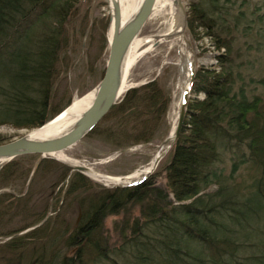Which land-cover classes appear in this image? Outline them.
<instances>
[{
    "label": "trees",
    "instance_id": "1",
    "mask_svg": "<svg viewBox=\"0 0 264 264\" xmlns=\"http://www.w3.org/2000/svg\"><path fill=\"white\" fill-rule=\"evenodd\" d=\"M84 1L0 0V124L32 130L71 104L57 85L89 26ZM189 1L191 36L210 37L223 52L216 68H195L181 130L155 171L104 187L50 157L6 161L0 237L9 238L0 243V264H264V86L251 84L264 78H255L248 51L258 15L252 0ZM169 102L157 79L129 88L85 137L113 149L147 142L166 124ZM46 175L54 200L48 219L47 206L30 210Z\"/></svg>",
    "mask_w": 264,
    "mask_h": 264
},
{
    "label": "rangeland",
    "instance_id": "2",
    "mask_svg": "<svg viewBox=\"0 0 264 264\" xmlns=\"http://www.w3.org/2000/svg\"><path fill=\"white\" fill-rule=\"evenodd\" d=\"M182 1L187 16V9L190 1ZM252 2L253 4L250 11H254L256 13L254 14L258 15V17L256 19L255 17L254 19H250V21L253 22L251 23L250 28L253 29L251 32H253L252 35L254 36L255 41L252 40L253 43L248 50L252 57L249 65L255 69L253 71H258V76L255 78L260 79L261 77L264 78V0H252ZM255 3H257L258 7ZM85 12H88L89 14V26L86 29L84 36L81 37L79 49L72 54V63L69 71L62 75L60 82L57 85L58 96L60 95V97L63 96L65 98L70 96L71 102L75 98L81 97L88 91L94 89V84L98 81L100 74L98 65L101 55L99 58L98 55L100 47L104 43L103 38L106 40V47L103 50L102 55L104 58H107L108 54L107 37L110 27V14L107 0H85L81 5V13ZM105 22L106 26H104ZM166 27V25L161 24V19L158 20L152 17L147 19L141 31L137 35L140 44L133 49V52L135 53H143H140L138 56L139 58L137 57L124 77L127 90L132 87L140 86L152 79L158 80L159 84L168 93L170 98L169 106L165 115L166 124L158 128L154 132L153 138L149 141L136 143L123 149H113L110 144L101 141L97 137H83L75 145L64 151L68 157L76 160L77 163L86 165L101 175L108 174L121 178L120 181H107L105 179H103V181L101 179L102 177L94 178L85 174L89 179L101 184L104 187L124 186L140 180L145 175L143 171L150 165L154 155L160 150V148H166V145L170 142L164 143V140L169 137L171 127H175L177 122L181 95L183 90L186 89L188 74L190 71L186 62L192 61L194 63V71L195 68L199 66L216 68L217 59L215 55L223 52L222 50L218 52V50L214 48V43L211 41L210 37L206 36L203 37V40H194L187 28V25L185 29L187 44L178 40L173 42H158L156 40L143 41L145 39H149V37L156 36L164 32ZM148 47L150 48L148 49ZM100 68L102 69L104 67L100 66ZM251 84L256 88H259L258 91L264 86V83L261 81L256 83L252 82ZM197 97L202 98L203 95L198 94ZM121 99L122 97L120 100ZM32 130L16 128L8 123L0 124V142L3 143L11 139L18 138ZM47 157L53 158L51 156ZM39 158L32 159L30 162V164L33 163V171H35ZM53 159L69 166L68 163L62 160ZM22 161L23 163L28 162L24 159H22ZM4 163L5 162H0V167ZM155 169L156 167L152 170L150 169L151 172H149V175L154 172ZM138 170L139 172H137ZM133 174L134 176H131ZM45 177L46 178H43L39 184L41 189L40 193L32 196L30 201L32 208H30V210L33 212L35 211L36 213V211L44 209V207L47 206V215L45 218L48 219L54 214L50 205L54 200H52L53 198H50L49 195L46 196V192L44 190L49 187L52 177L50 175H46ZM30 178L31 176L27 178L26 185L30 183ZM15 185H17V189L19 188L18 190L22 189L21 187L23 185L21 182H16ZM3 189L8 190L7 187ZM57 189H59V187H57ZM13 190V192H16L15 189ZM25 190L26 189H24V192ZM59 206H61L60 203L58 204V207ZM76 214L77 213L72 214L73 218L76 217ZM32 217L33 216H31V218ZM27 218L28 215L24 216L22 221H27ZM22 221L18 224L15 222L12 224V227H18L22 224ZM30 229L31 227L17 232L12 236L20 235ZM3 238L0 237V243H3L9 237Z\"/></svg>",
    "mask_w": 264,
    "mask_h": 264
},
{
    "label": "water",
    "instance_id": "3",
    "mask_svg": "<svg viewBox=\"0 0 264 264\" xmlns=\"http://www.w3.org/2000/svg\"><path fill=\"white\" fill-rule=\"evenodd\" d=\"M154 3L155 0H142L135 13L126 21L122 22L119 2L118 0H113V19L110 16V22L113 20V26L111 39L108 40V54L102 77L94 87V97L91 104L79 115L72 127L64 133L44 138H31L25 134L18 138L0 143V162H6L17 156L26 154H38L41 157L51 156L55 158L53 154L64 152L85 137V135L106 115L109 109L120 100L127 90V87L123 84V63L131 43L150 17ZM194 72V67H192L189 76V84L181 95L180 109L173 130V137H168L164 140V143L170 142L166 145V150L160 155L157 154L151 170L157 166L161 157L176 140L181 130ZM69 166L73 171H78L86 175H88L86 172L90 170V167L81 164H69ZM151 170H149V172H151ZM149 172L142 178L147 176Z\"/></svg>",
    "mask_w": 264,
    "mask_h": 264
},
{
    "label": "bare ground",
    "instance_id": "4",
    "mask_svg": "<svg viewBox=\"0 0 264 264\" xmlns=\"http://www.w3.org/2000/svg\"><path fill=\"white\" fill-rule=\"evenodd\" d=\"M118 2L120 5V9H121L122 22H124L135 13V11L138 9L139 5L141 4L142 0H118ZM107 3L109 6V14H110L111 18L113 19V17H112L113 0H107ZM150 17L156 18L158 20L161 19V24L166 25L167 27H166L164 32H162L156 36L149 37V39L143 40L144 42L145 41H155V40L158 42H163V41L173 42V41L178 40V41L183 42L184 44L185 43L187 44V42H186L187 36L185 37L186 10H185V7H184L182 0H155V3L153 5V9H152ZM112 26H113V20H111V22H110V27H109V31H108V40L111 39ZM138 44H140V41L138 40V37H136L133 40V42L131 43L129 50L127 52V55L125 57V60L123 63V84L124 85H125L124 77H125L128 69L133 65V63L135 62V60L137 59V57L141 53V52H137V53L133 52V49ZM150 47H148V49ZM186 63L189 66L190 71H191L192 67H194V63L192 61H187ZM190 71H189V74L187 73L188 74L187 86L189 84ZM129 86H131V85H129ZM125 87H126V85H125ZM93 97H94V89L88 91L87 93H85L81 97L75 98L71 102V104L66 109H64L60 114H58L55 118L48 121L43 126L35 128L32 131H29L26 135L31 137V138H44V137H51V136H56L58 134L64 133L65 131H67L69 128L72 127V125L77 120L79 115L91 104ZM173 130H174V126L171 127V130L169 133V138L173 137ZM164 150H166V148L162 147L154 155V158L151 161L150 165L143 171L144 174L148 173L149 170L153 167L154 160L156 159L155 157L157 156V154L160 155ZM53 156L56 159L62 160V161L66 162L70 165L79 164V163H77L76 160L68 157V155L65 154L64 152H59V153L53 154ZM137 172H139V170ZM137 172H135V173H137ZM86 173L91 177H94V178L102 177L101 178L102 180L105 179L107 181L108 180L120 181V179H121L120 177H115V176H111L108 174L107 175H101L91 168ZM134 174L131 176H134ZM131 176H128V177H131Z\"/></svg>",
    "mask_w": 264,
    "mask_h": 264
},
{
    "label": "built area",
    "instance_id": "5",
    "mask_svg": "<svg viewBox=\"0 0 264 264\" xmlns=\"http://www.w3.org/2000/svg\"><path fill=\"white\" fill-rule=\"evenodd\" d=\"M223 51V49H221Z\"/></svg>",
    "mask_w": 264,
    "mask_h": 264
}]
</instances>
